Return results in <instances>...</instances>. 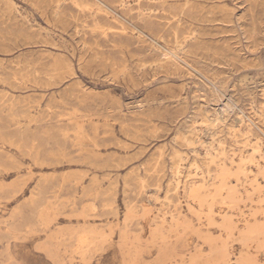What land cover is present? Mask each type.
Instances as JSON below:
<instances>
[{"label":"rangeland","instance_id":"374dc122","mask_svg":"<svg viewBox=\"0 0 264 264\" xmlns=\"http://www.w3.org/2000/svg\"><path fill=\"white\" fill-rule=\"evenodd\" d=\"M263 115L264 0H0V264H264Z\"/></svg>","mask_w":264,"mask_h":264},{"label":"bare ground","instance_id":"6f19581e","mask_svg":"<svg viewBox=\"0 0 264 264\" xmlns=\"http://www.w3.org/2000/svg\"><path fill=\"white\" fill-rule=\"evenodd\" d=\"M150 1V0H149ZM139 2V1H138ZM166 2V1H165ZM168 2V1H167ZM124 4V3H123ZM56 5V4H55ZM59 5V4H58ZM61 6V5H60ZM91 6H93V5H91ZM127 6V5H126ZM165 6V5H164ZM102 9V8H101ZM125 9V8H124ZM95 11V10H94ZM146 11V10H145ZM59 13V12H58ZM141 17V16H140ZM96 19V18H95ZM128 35V34H127ZM141 36V35H140ZM177 37V36H176ZM182 45V44H181ZM181 47V46H180ZM186 47V46H185ZM183 49V48H182ZM177 70V69H176ZM227 112V111H226ZM233 113V112H232ZM258 115V114H257ZM17 116V115H16ZM264 116V115H263ZM221 118V117H220ZM213 122V121H212ZM217 123V122H216ZM240 124V123H239ZM18 126V125H17ZM199 126V125H198ZM201 126V125H200ZM210 129H212V128H210ZM192 130H194L195 132H193V133H196V130L197 129H192ZM211 131V130H210ZM216 132V131H215ZM201 133V132H200ZM221 133V132H220ZM240 133V132H239ZM212 134V133H211ZM195 135V134H194ZM214 135V134H213ZM193 136V135H192ZM240 136V135H239ZM212 137V136H211ZM191 140V139H190ZM252 141H253V139H251ZM260 140V139H259ZM192 141V140H191ZM212 141V140H211ZM190 142V141H189ZM203 142V141H202ZM224 142V141H223ZM236 142V141H235ZM193 143V142H192ZM216 143V142H215ZM191 144V143H190ZM201 145V144H200ZM214 145V144H213ZM218 145V144H217ZM208 146V145H207ZM239 146V145H238ZM202 147V146H201ZM215 147V146H214ZM202 148H204V147H202ZM216 148V147H215ZM221 148V147H220ZM255 149V148H254ZM207 152H209L208 150H206ZM212 151V150H211ZM210 151V152H211ZM244 151V150H243ZM252 151H253V149H252ZM246 152V151H245ZM216 153V152H215ZM219 153H221V152H219ZM223 153V152H222ZM252 154V153H251ZM256 154V153H255ZM262 154V153H261ZM181 155V154H180ZM208 155V154H207ZM230 155V154H229ZM258 155H260V154H258ZM264 155V154H263ZM174 156V155H173ZM200 156V155H199ZM206 156V155H205ZM209 156V155H208ZM237 156V155H236ZM250 156V155H249ZM204 157V156H203ZM207 157V156H206ZM210 157V156H209ZM208 157V158H209ZM216 157V156H215ZM229 157V156H228ZM184 158V157H183ZM208 158H206V159H208ZM223 158V157H222ZM210 159H211V157H210ZM213 159V158H212ZM249 160V159H248ZM217 161V160H216ZM229 161V160H228ZM259 161V160H258ZM37 162V161H36ZM202 162V161H201ZM34 163V162H33ZM237 163V162H236ZM240 163V162H239ZM229 164H231V163H229ZM226 165V164H225ZM237 165V164H236ZM239 165V164H238ZM3 166V165H2ZM193 166V165H192ZM198 166V165H197ZM258 166H259V164H258ZM222 167V166H221ZM237 167V166H236ZM180 168V167H179ZM235 168V167H234ZM238 168V167H237ZM242 168H244V167H242ZM242 168H239V170H238V172H236L235 173V175H239V173H243V169ZM248 168V167H247ZM251 168V167H250ZM256 168V167H255ZM261 168V167H260ZM259 168V169H260ZM17 169V168H16ZM176 169V168H175ZM184 169V168H183ZM199 170V169H198ZM220 170V169H219ZM197 171V170H196ZM195 171V172H196ZM236 171H237V169H236ZM244 171H247V170H244ZM259 172V171H258ZM262 173H264V172H262ZM252 174V173H251ZM253 174H254V172H253ZM259 174H261V173H259ZM217 175V174H216ZM235 175H233L232 174V172H230V170H228V169H226L225 167H222L221 168V170H220V173H219V176L221 177V184H220V186H219V191H222V190H227L228 191V194H229V198L232 200H230L231 202H234L235 201V194L237 193V190H236V185H231V183H228L226 180L229 178V177H231V176H235ZM197 178V177H196ZM235 178H237V177H235ZM241 178V177H240ZM245 178V177H244ZM258 178V177H257ZM191 179V178H190ZM231 179V178H230ZM262 179H263V177H262ZM180 180V179H179ZM236 182V181H235ZM238 182V181H237ZM236 182V183H237ZM247 182V181H246ZM251 183H253L252 181H251ZM250 183V184H251ZM244 184H246V183H244ZM206 185V184H205ZM247 185V184H246ZM260 185V184H259ZM156 186V185H155ZM236 186V187H235ZM242 186V185H241ZM252 186V185H251ZM206 187L205 186H203V185H199L197 182H194V184L191 186V189H190V193L193 195V198L194 197H198V196H200L199 195V193L201 192V190H203L204 191V189H205ZM208 188V187H207ZM260 188V187H259ZM40 189V188H39ZM246 189V188H245ZM257 189V188H256ZM185 191V190H184ZM244 191V190H243ZM252 191V190H251ZM256 191V190H255ZM261 191H262V189H261ZM153 192V191H152ZM206 192V191H205ZM218 192V191H217ZM247 192V191H246ZM219 193V192H218ZM248 193H250V192H248ZM254 193V192H253ZM262 193V192H261ZM200 194H203V193H200ZM227 194V195H228ZM255 194V193H254ZM254 194H251V195H254ZM257 194V193H256ZM35 196V195H34ZM216 196H217V194H216ZM215 196V197H216ZM240 196V195H239ZM250 196V195H249ZM186 197V196H185ZM219 197V196H218ZM243 197V196H242ZM251 197V196H250ZM204 199V198H201V196L200 197H198V199ZM197 199V198H196ZM208 199H209V197H208ZM226 199V198H225ZM248 199V198H247ZM261 199V198H260ZM205 200V199H204ZM228 200V199H227ZM207 201V200H206ZM209 201V200H208ZM207 201V202H208ZM249 201V200H248ZM259 201V200H258ZM34 202V201H33ZM201 202H203V201H201ZM235 202H237V200L235 201ZM245 202V201H244ZM263 202V201H262ZM261 200H260V205H261ZM178 203V202H177ZM206 203V202H205ZM215 203V202H214ZM199 204V203H198ZM238 204V203H237ZM239 204H242V203H240L239 202ZM247 204V203H246ZM264 204V203H263ZM262 204V205H263ZM202 205V204H201ZM248 205V204H247ZM30 206V205H29ZM192 206V205H191ZM229 206V205H228ZM238 207H239V205H238ZM177 208V207H176ZM212 208V207H211ZM232 208V207H231ZM235 208H237V207H235ZM228 209V208H227ZM224 210V209H223ZM238 210V209H237ZM212 211V210H211ZM240 211V210H239ZM241 211H242V209H241ZM209 212V211H208ZM213 212V211H212ZM262 212V211H261ZM217 213V212H216ZM235 213V212H234ZM256 213V212H255ZM149 214V213H148ZM200 214V213H199ZM213 214H215V212L213 213ZM244 214V213H243ZM257 214V213H256ZM255 214V215H256ZM182 215V214H181ZM205 215V214H204ZM206 215H208V214H206ZM232 215V214H231ZM226 216V215H225ZM242 216H244V215H242ZM210 217V216H209ZM228 216H226V217H224V227H225V229L227 230V231H229V232H231V230L233 231V222L234 221H231V220H229L228 218H227ZM232 217V216H231ZM234 217V216H233ZM206 218V217H205ZM211 218V217H210ZM245 218H247V217H245ZM255 218V217H254ZM44 219V218H43ZM167 219V218H166ZM207 219V218H206ZM232 219V218H231ZM239 219V218H238ZM241 219H242V217H241ZM155 220V219H154ZM173 220V219H172ZM176 221H178V220H176ZM214 221H215V219H214ZM256 221V220H255ZM171 222V221H170ZM211 222V221H210ZM247 223V222H246ZM177 224V223H176ZM262 224V223H261ZM212 225V224H211ZM218 225H220V224H218ZM170 227V226H169ZM177 227V226H176ZM207 227H208V225H207ZM262 227V226H261ZM264 227V226H263ZM219 229V228H218ZM156 230V229H155ZM85 231V230H84ZM101 231V230H100ZM257 231H259L258 230V228L256 229V228H253V229H250V230H248L247 231V237L249 236V237H253L252 235H254L255 233H257ZM260 231H262V229L260 230ZM221 232V231H220ZM154 233V232H153ZM246 233V232H245ZM259 233V232H258ZM262 233V232H261ZM77 234V233H76ZM260 234V233H259ZM258 234V235H259ZM91 235H93V234H90V236ZM257 235V236H258ZM146 236V235H145ZM256 236V235H255ZM254 236V237H255ZM96 237V236H95ZM248 237V238H249ZM260 237H262L261 235H260ZM103 238H105V237H103ZM166 238V237H165ZM225 238V237H224ZM227 238V237H226ZM244 238L245 239H247L246 238V236H244ZM223 239V238H222ZM243 239V238H242ZM84 240V239H83ZM259 240V239H258ZM85 241V240H84ZM228 242V241H227ZM255 242V241H254ZM83 243V242H82ZM87 243H88V241H87ZM107 244H108V242H107ZM91 248V247H90ZM232 248V247H231ZM84 251V250H83ZM89 251V250H88ZM225 251H226V249H225ZM84 254V253H83ZM83 254H81V255H83ZM208 255V254H207ZM84 256V255H83ZM249 257V256H248ZM233 258V257H232ZM231 258V259H232ZM262 259V258H261ZM248 260V259H247ZM257 261V260H256ZM264 261V260H263ZM237 262V261H236ZM246 262V261H245ZM238 263V262H237ZM225 264V263H224Z\"/></svg>","mask_w":264,"mask_h":264}]
</instances>
